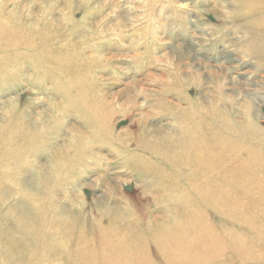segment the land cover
I'll use <instances>...</instances> for the list:
<instances>
[{
  "label": "rangeland",
  "instance_id": "rangeland-1",
  "mask_svg": "<svg viewBox=\"0 0 264 264\" xmlns=\"http://www.w3.org/2000/svg\"><path fill=\"white\" fill-rule=\"evenodd\" d=\"M258 16L243 0H0V132L18 129L21 150L0 141V224L12 229L22 217L41 227L63 218L86 230L94 221L167 226L180 216L177 191L197 188L192 161L177 149L197 123L230 141L245 137L242 155L264 153ZM255 176L264 180V169ZM257 180L239 199L234 228L208 203L192 208L211 224L228 223L252 249L244 259L223 252L212 264H264ZM2 245L16 264L53 262L41 248ZM0 264H8L1 255Z\"/></svg>",
  "mask_w": 264,
  "mask_h": 264
},
{
  "label": "bare ground",
  "instance_id": "bare-ground-1",
  "mask_svg": "<svg viewBox=\"0 0 264 264\" xmlns=\"http://www.w3.org/2000/svg\"><path fill=\"white\" fill-rule=\"evenodd\" d=\"M243 8L249 14L258 12V18H253L252 22L260 26L257 27L261 30V35L258 37L260 44L256 49L264 56V0H243ZM9 30H7L8 34H10ZM2 32L0 31V35ZM94 112L97 114V109ZM198 125L200 123H197L196 127L192 125V128L185 131L181 142L177 140L179 142L177 149L180 146L184 151L181 152L183 159L193 163L191 168L193 179L190 182L197 184V188L184 194L182 190L181 193L177 191L182 204L180 216L172 217L167 226L160 227L154 224L141 227L131 221L110 228L108 225L103 226L98 221H94L86 230L81 224L62 220L63 218H58L56 223L48 218L41 227L36 222L26 223L22 217H17L12 229L0 224V250L4 241L17 250L18 242L22 247L26 245L29 253L41 248V252L47 254V258L53 261L51 264H198L199 262L212 264L211 258L228 251H231L233 256L243 259L248 257L252 249L244 247V240L237 234L232 235L231 230H227L228 223L211 224L205 221L202 213L193 211L192 208L199 203H208L230 218L231 222H228L234 228L233 225L238 222V215H242L239 199L242 195H247L249 185L257 180L255 175L263 171L264 153L251 147L244 149L242 155L241 149L245 137L239 134L237 139L230 141L231 138L229 140L222 135L224 130L221 131L219 128L220 130L215 129V132L207 133ZM15 130L1 131L0 141H10L16 154L21 150L19 144L15 142L19 131L16 135ZM215 146V150L219 149L221 152H214ZM163 154L168 156L169 152ZM5 155V152L0 154V171ZM224 161L227 165L223 167ZM199 166L203 167L202 170L200 169L203 174L197 173ZM213 171L217 172L213 174ZM257 181L260 182L257 188L260 196L264 197V180ZM178 186L174 185L173 190H178ZM240 186L245 187L240 190ZM250 203L255 204L257 200L251 199ZM227 206L231 208L227 209ZM74 233L76 238L71 237ZM262 237V233L258 232L254 235L253 242ZM233 239L237 241L231 243ZM149 242L155 247L159 258L157 263L148 255ZM73 247H76V250L74 248L75 251L69 252ZM3 249L0 255L8 264H16L19 261L16 254H7L6 248ZM62 251L66 252L63 257L58 255Z\"/></svg>",
  "mask_w": 264,
  "mask_h": 264
}]
</instances>
